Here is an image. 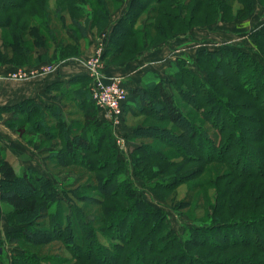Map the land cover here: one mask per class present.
Wrapping results in <instances>:
<instances>
[{"label": "trees", "instance_id": "trees-1", "mask_svg": "<svg viewBox=\"0 0 264 264\" xmlns=\"http://www.w3.org/2000/svg\"><path fill=\"white\" fill-rule=\"evenodd\" d=\"M31 1L0 0V28H12L18 31L12 34L15 40L13 45L17 47L14 53L26 62L30 59L23 40L25 34L31 33L35 43H43L42 31L47 33L49 39L56 37L50 25V12L40 4L44 2L35 0L34 4L37 7L31 9L28 8ZM246 1L250 10L251 0ZM65 2L69 3L73 13L90 16L93 26L99 27L96 24L103 23L108 28L109 18L113 13L111 4L119 6L123 1L110 0L108 3L107 0H65ZM168 2L170 1L130 0L125 13L113 25L107 39L103 57L104 59L110 57L108 64L128 52L137 53L134 52V47L142 44L144 37L150 39V35L154 34L170 40L176 33H185L195 26L190 21L181 20L179 13L163 11L162 5H167ZM152 3L155 6L151 9V21L142 32L137 27V23L141 14ZM168 5L174 10L184 8V4L180 5L176 2ZM218 5L219 1L199 0L193 10L198 11L201 7H206L216 12ZM224 5L228 7L227 4ZM19 10L20 12L17 13ZM42 12L49 20L41 17ZM9 13L10 15L3 19L2 16ZM14 18L17 23L13 24ZM169 19L172 21H166ZM32 20L36 21L37 25L31 24ZM71 22L80 36L88 39L87 26L76 17H73ZM179 26L184 30L175 32L176 27ZM252 35L258 42L259 40L264 42V26ZM135 37H138V40L131 41ZM67 41L71 45L75 42L71 36L67 37ZM60 45L62 44L59 42L58 47L63 49L64 46ZM134 57L131 56L129 60ZM0 58H3V55H0ZM62 59V62L69 60L68 57ZM11 61L12 58L9 62L13 63ZM194 62L204 72H208L207 69L220 72L225 68L226 74L229 71L233 74V78H224L220 74L219 77L214 78V74L208 72L205 77L190 70L187 67L188 61L183 58L172 61L169 68L170 70L173 67L172 71L179 85L186 84L192 92L191 97L196 96V98L192 97L196 99L192 112L202 122L211 124L212 129L217 130L220 141L213 138L209 129L198 126L199 124L186 114L177 104L174 94L167 90L165 83L162 82L163 78L158 76L146 80L142 88H131L126 85L130 102L125 103L124 113L148 112L146 115L151 119L160 121L165 118L172 124H178L182 133L169 130L167 127L150 125L139 128L137 134L162 139V142L175 149L184 160L193 161L198 157L204 163L221 162L240 178L260 179L259 183H248L257 194L247 190L240 191V188L244 187V182H239L236 189H227L220 196L221 201L216 205L215 210L231 207L233 211L231 220L225 221L220 216H213L209 221H202L200 225L187 226L185 235L179 236L173 230L164 211L142 199L129 179L121 178L119 169L121 161L116 157L117 148L113 143L110 121L100 117L102 111L92 99L90 88L92 79L90 76L80 75L68 82H57L47 88V93L54 101L52 104L43 105L36 99H26L15 106L0 108V112L26 114L24 119L16 120L26 124H29V120L33 117H38V121L32 124V131L35 133L43 131L44 135L61 139L62 147L58 150L65 162L72 159L71 162L80 165L86 156L84 151L86 154L94 155V158L86 159L83 165L95 180L93 184L88 183L85 190L96 189L101 193L92 198L104 205L102 217L97 222L103 225V229H97L93 222L90 224L86 220V214L70 199L67 200V197L64 196V200H59L60 191L51 179L33 169L23 168L19 172L10 159L4 158L0 161V198L9 205L12 213L32 216L28 224L9 232L8 242L18 243L21 237L31 244L41 240H43L41 244L53 240L60 241L70 250L75 260L72 264H209L205 258L193 253V250L212 237L214 242L220 245L219 247L216 244L218 249L239 250L232 254L233 260L237 261L233 264H264V107L257 105L259 98L264 94V64L256 60L251 53L237 46L198 50ZM215 79L226 89L235 88L239 95L253 97L255 104L251 108L255 113L248 118L234 114L232 108L228 106V100L214 92ZM70 95L73 100L80 99L78 106L84 108V122L80 132H72L74 124L66 122L68 114L62 101ZM233 98L236 100V96ZM223 106L225 108H222ZM219 108H221L220 115L213 117ZM160 112L165 116L154 114ZM220 119L221 123H219ZM46 125L49 129L47 127L44 129ZM163 132L169 134L170 138L165 139ZM147 150L152 152L154 161L173 163L168 154L157 153L155 146H144L139 143L134 146V151L142 153L145 158L151 157L147 154ZM204 152L206 155H203ZM102 154L105 155L104 159L100 158ZM74 157L80 159L75 160ZM186 164L177 163L178 168L183 170L175 172L171 176L172 179L165 181L156 179L157 181L152 184L154 189H167L171 187V181L181 182L188 179L189 174L197 170L187 169ZM111 165L113 170L109 169ZM137 174L140 176L141 173ZM203 187L201 184L197 185L196 190L199 191ZM246 198L250 200L248 204L243 203ZM191 200L190 197L187 201ZM52 204H57L54 211L49 210ZM47 218H51L52 223L54 222L53 232L37 231L35 225H46L44 220ZM99 234L107 238L110 244L100 245L96 240ZM2 258L3 255L0 254V264ZM54 258L60 262L64 260L61 257ZM13 264L48 263L38 254L22 247L20 251L14 253Z\"/></svg>", "mask_w": 264, "mask_h": 264}, {"label": "rangeland", "instance_id": "rangeland-1", "mask_svg": "<svg viewBox=\"0 0 264 264\" xmlns=\"http://www.w3.org/2000/svg\"><path fill=\"white\" fill-rule=\"evenodd\" d=\"M34 1L35 0L31 1V4L28 6V8L36 9L37 6L34 4ZM41 1L44 2L40 3L42 4V7L49 10L50 12V25L54 29L56 37L54 39H49L47 33L42 31L43 43H35L34 38L30 35L31 33L25 34L23 40L25 41L28 49L27 56L30 59L27 61V63L23 58L19 57L18 55L16 56V53H14V51L17 50V47L13 45L15 40L12 37V34L16 32L18 33V31L12 28H0V55H3V58H0V74H5L9 71L21 68L32 70L38 65H51L62 62V58L67 57L69 60L85 58L83 63L87 67L86 61L92 60L101 46L105 50L108 39L106 25L101 23L102 25L96 24L99 27L93 26L90 16H80L79 14L73 13L69 7V3L65 2V0ZM107 1L109 3L110 0ZM122 1V3H125L126 5V3L130 0ZM169 1L170 2H168V4L173 2H176L180 5L184 4V8L181 7L178 10H174L172 9L171 5L169 6L166 3L167 5H162L161 9L163 11L175 14L179 13L181 14V20L185 19L190 21L195 26L190 28V30L185 33L182 32L184 30L182 26L176 27L175 32L182 33H176L170 40L165 39L166 37L156 36L154 34L150 35L151 40L144 37L143 43L134 47V52L137 51V53L132 54L128 52L123 54L111 64H108L110 57L108 56L106 59H104L102 55V71L108 78L112 76H109L106 73V70H113L115 68L121 67L124 64L130 62L132 59L136 58L140 53L145 51H154L160 48L161 45H164L175 38L178 39L180 36L189 34L192 31L193 32L189 35L195 36L196 39H198L199 44L201 41H204L206 43L217 42L223 44L224 46H228V44L230 45L242 42V45L237 47L245 52L251 53V55H253L256 60H258L261 64H264V42L261 40L258 42L252 35L253 32L264 26V0H251L252 7L250 10H248L249 6L246 0H215L219 1V8L216 12L211 8L206 9V7H201L198 11H194L193 8L197 5L199 0ZM206 1L209 2V0ZM224 4H227L228 7H226ZM152 6H155V4L152 3L149 5V8H146V10L141 14L137 23V27L140 28L142 32L144 29H146L145 26L151 21ZM111 7L113 13L109 18V22L115 18V14L120 10L121 5L114 6L111 4ZM19 12L20 10L17 13ZM9 15L10 13L2 17L3 19L4 17L6 19ZM41 17L44 19L48 18V16L44 17L43 12ZM73 17H76L87 26L88 39L82 38L76 28L72 25L71 19ZM166 21L171 22L172 20L169 19ZM14 23H17L15 22V18L13 19V24ZM31 24L37 25V22L32 20ZM224 31L232 32V37L227 38ZM237 34H241V36L237 37ZM68 36H71V38L73 37L75 40L72 45L67 41ZM143 36L144 35H142V37ZM90 39L95 41V48ZM226 39H232V41L230 40L229 42H224ZM137 40L138 37H135L131 41ZM59 42L62 44L60 46H64L63 49L58 47ZM131 56L134 58L129 60ZM10 58L13 59V61H11L13 63L9 62ZM187 67L199 75H205V77L207 76V73L210 72L214 74V78L219 77V74L224 78H233L231 71L226 74L225 68L223 71L220 70V72L213 69H207L208 72H204L199 66H197V64L195 65V63L192 61L187 63ZM172 69L173 67L170 70L167 69L165 71L162 80V82L165 83L167 90L174 94L177 104L186 112V114L190 115L194 122L199 124L198 126L209 129L210 134L213 135V138L215 140L217 139V141H220L217 130L215 128L212 129L211 124L202 122L195 116V113L192 112V107L196 101L194 98H196V96H192L194 98L191 97L190 94L192 92L186 84L179 85L178 79ZM122 81L126 86V83L123 79ZM218 82L219 81L215 79L214 92L219 93L228 100V106L232 108L234 114L240 117L248 118L255 113L251 108V106L255 104V102H253V97L239 95L235 88L226 89ZM90 88L92 89V82L90 84ZM91 93L93 92L91 91ZM234 96H236V100L233 98ZM71 97L72 96L70 95V97L63 98L62 104L66 114H68L66 122L67 124H74L72 132L75 133L80 132L82 129V124L84 122V108L82 109L78 106L80 99L76 100L75 98V100H73ZM201 97L204 98V96ZM128 101L129 95L127 102ZM157 101L159 102V100ZM40 102L43 105L46 104L45 101ZM262 104H264V94L259 98L257 103L258 106L260 105L263 108L264 106ZM222 108L225 107L223 106ZM220 109L221 108H219L214 113L213 117L219 114V111L221 112ZM8 113H10L11 116L8 115ZM146 113L148 112L138 114L125 112L119 124L115 125L111 122L109 123L112 127L111 130L114 138L113 143L117 148L116 157L121 161V168H119L121 171L120 176L122 179L126 178L132 182L138 195L142 199L147 201L152 206L160 208L164 211L169 223L172 225L173 230L179 236L185 235L187 226L200 225L202 221H209L213 216H220L221 219L225 221L231 220L233 218V211L231 207L226 206L221 210H215V207L221 201L220 196L223 195L227 189H236L239 182H244V187H241L240 191L244 192L247 190L251 191L253 194H257L256 190L251 188L248 183H259L261 182L260 179L240 178L232 173L231 169L221 162L204 163L203 161L199 160L198 157L194 158L193 161L184 160L175 149L162 142V139L158 140L155 137H144L140 136V134H137L139 133V128L148 127L150 125H154V127H167L169 130L182 133V130L178 124H172L165 118H162L160 121L151 119V117L146 115ZM154 114H160L162 117L164 115L163 112ZM25 115L26 114H15L12 111L0 112V138L4 139V145L0 144V161L4 158L10 159L19 172L22 171L21 169L23 168L31 169L28 168V165L23 164V162L26 160L36 164L39 163L43 167V172L41 173L37 170L35 171L51 179V181L57 186L58 190L60 191L58 196L59 200H64V196L67 197V200L70 199L86 214V220L90 222V224L93 222L97 229H103V225L97 222L98 219L102 217L104 205L98 203L99 201H95V199L92 198L94 196L101 195V193L96 191V189L91 191L85 190V187L88 186L87 184H93L95 180L92 177V174H90V171L83 165L86 159L89 157L94 158V155L88 153L86 154L84 151L86 156H84V159H82L83 161H81L82 165L74 164L71 162L72 159L68 162H65L61 156L62 154L58 150L62 147L61 139H56L54 136L51 137L47 134L44 135L43 131L37 133L33 132L32 124L38 121V117H33V119L29 120V124L16 121L18 119H24L26 117ZM99 115H101V118H104L103 112H101ZM6 117L11 118L6 119ZM219 123H221V119L219 120ZM244 124L248 125L247 122H244ZM46 127L49 129L47 125L44 127V129ZM163 134L165 139L170 138L169 134L165 132H163ZM4 135L9 137V139H12L10 140L12 142L10 143L9 141L5 140L6 138ZM136 143L142 144L144 146H155L157 153L163 152V154H168L170 156V160H172L173 163L167 164L166 162L154 161L152 159V152L148 150L147 154L151 157L145 158L142 153H136L134 151V146ZM203 155H206V153L204 152ZM104 157V154L100 156L101 159H104ZM74 159L79 160L80 157H74ZM180 162L187 163V169L196 168V172L189 174L188 179L190 180L186 179L181 182L175 180L171 181L170 188L154 189L152 184L157 181L156 179L163 181L172 179L171 176L174 175L175 172L183 170V168L179 169L177 166V163ZM109 169L113 170V166L111 165ZM137 173H141L140 176ZM200 184L204 187L203 189L197 191L196 186ZM24 191H26L25 188ZM190 197L192 200L187 201ZM248 201L250 202V200H247L246 198V200H243V203L248 204ZM56 207L57 204H52L49 206V210L54 211ZM31 217L26 216V214L12 213L9 205L0 198V254L3 255L2 264H13L14 253L20 251L22 247L27 248L31 253L38 254V256L44 258L48 264H72L75 260L72 258L70 250L67 249L60 241L53 240L48 243L41 244L43 241L41 240L38 242L36 241V244H31L30 242H27L24 237H21V240L18 243L8 242L9 232L12 230H18L21 228V226L28 224L29 220L32 219ZM44 221L46 225H35V229H37V231H46L47 233L53 232L54 222L52 223V219L47 218ZM96 240L98 243H100V245L110 244L109 240L104 238L101 234L98 235ZM216 244L220 247L218 243L214 242L212 237H209L208 241L202 243L201 246H196L193 250V253L198 254L200 258H205L209 264H233L234 262H237L233 260L232 254L239 250L218 249ZM54 257H61L64 260L60 262Z\"/></svg>", "mask_w": 264, "mask_h": 264}, {"label": "crops", "instance_id": "crops-1", "mask_svg": "<svg viewBox=\"0 0 264 264\" xmlns=\"http://www.w3.org/2000/svg\"><path fill=\"white\" fill-rule=\"evenodd\" d=\"M129 3L130 1L127 2L126 5L125 3H122L120 10L115 14L116 16L114 15L115 18L110 21V25L106 30V32L108 33V39L113 25L120 20L121 16L125 13ZM224 33L227 38L232 37V32L224 31ZM189 34L180 36V38L178 39L175 38L174 40L169 41L164 45H161L160 48L154 51L142 52L127 64H124L123 66L115 68L113 70L108 69L106 70V73L109 76L120 77L124 80L128 87L142 88L144 87L146 80H149L151 77L158 76L160 78H163L165 71L170 68L172 61L176 59L183 58L186 59L188 62H194L198 50H216L220 49L221 47H225L223 44L217 42L206 43L204 41H201V43L199 44L198 39H196L195 36ZM240 36L241 34H237V37ZM226 40L224 42H229L230 40L232 41V39L228 41ZM91 42L94 46L95 41L91 40ZM234 44L230 45L241 46L242 42ZM230 45L228 44V46ZM84 59L85 58H78L74 60H66L64 62L51 64L55 66V69L53 71L48 73L37 74L25 80L10 79L4 76L0 77V108H8L15 106L26 99H36L42 102L45 101L46 104H52L53 100L51 99V95L47 93V88L49 86L57 82H68L70 79L76 76H89V69L83 63ZM45 66L46 65H38L35 66L33 69L41 70ZM8 115H10V113H8ZM7 118L11 117H6V119ZM4 137L6 138L5 140L9 141L10 143L12 142L10 141L12 139H9V137H6V135H4ZM0 144L4 145V139L0 138ZM25 162H23V164L29 166L25 167L37 170L41 173L43 172V167L39 163L36 164L33 162H28L27 160Z\"/></svg>", "mask_w": 264, "mask_h": 264}, {"label": "built area", "instance_id": "built-area-1", "mask_svg": "<svg viewBox=\"0 0 264 264\" xmlns=\"http://www.w3.org/2000/svg\"><path fill=\"white\" fill-rule=\"evenodd\" d=\"M103 47L101 46L96 52L92 60H87L89 76L92 79L93 100L98 108L104 113L106 120L113 124H119L124 114V105L128 99V90L123 84L120 77H107L101 63L103 55ZM55 69L54 65H46L43 69L27 70L17 69L0 74V77H7L16 80H25L41 73H48Z\"/></svg>", "mask_w": 264, "mask_h": 264}]
</instances>
